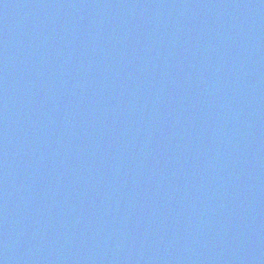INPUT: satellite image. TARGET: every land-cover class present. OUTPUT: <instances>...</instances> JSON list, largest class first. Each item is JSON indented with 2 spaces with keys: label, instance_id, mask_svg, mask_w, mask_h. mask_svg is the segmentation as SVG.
Segmentation results:
<instances>
[{
  "label": "water",
  "instance_id": "water-1",
  "mask_svg": "<svg viewBox=\"0 0 264 264\" xmlns=\"http://www.w3.org/2000/svg\"><path fill=\"white\" fill-rule=\"evenodd\" d=\"M0 264H264V0H0Z\"/></svg>",
  "mask_w": 264,
  "mask_h": 264
}]
</instances>
